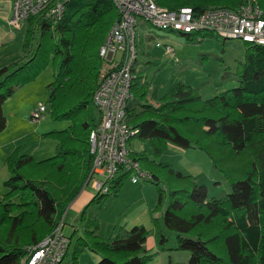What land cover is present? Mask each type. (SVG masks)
Returning <instances> with one entry per match:
<instances>
[{
    "label": "trees",
    "instance_id": "obj_1",
    "mask_svg": "<svg viewBox=\"0 0 264 264\" xmlns=\"http://www.w3.org/2000/svg\"><path fill=\"white\" fill-rule=\"evenodd\" d=\"M153 1L168 10L196 11L234 10L242 3ZM256 4L264 19V0ZM116 17L112 0H69L59 17L37 15L26 20L22 55L0 65V132L6 124L3 104L48 67L52 74L46 84L47 113L54 122H67L64 129L41 135L56 141L53 156L36 160L16 148L5 159L0 264H24L23 248L53 230L85 185L91 167L88 138L100 120L92 101L101 65L98 50ZM181 35L190 42L214 36L202 31ZM243 47V61L234 73L237 86L211 98L203 99L197 90L177 82L152 106L146 102L149 83L139 75L132 85L126 110L130 141L147 142L150 152L131 151L130 157L140 166L143 179L156 186L157 206L167 193L163 224L175 232L177 250L189 253L187 264H264V48L249 43ZM168 143L206 155L230 193L207 199L206 186L157 163ZM125 177L111 184L112 195H117ZM106 196H93L82 215L89 204ZM159 219L152 218L155 229ZM93 226L76 239L75 253L86 249L98 256L97 264H158L144 247L150 234L144 227L120 229L103 241L95 234L97 224Z\"/></svg>",
    "mask_w": 264,
    "mask_h": 264
},
{
    "label": "rangeland",
    "instance_id": "obj_2",
    "mask_svg": "<svg viewBox=\"0 0 264 264\" xmlns=\"http://www.w3.org/2000/svg\"><path fill=\"white\" fill-rule=\"evenodd\" d=\"M254 1L256 3V0ZM244 2L245 0H242V3ZM6 3V0H0V27L4 29L9 28L6 21L7 16L5 18ZM242 3H240V5ZM23 27L24 26L19 29L20 33ZM135 29V43L137 47L136 66L138 73H140L147 84L149 83L148 93L151 95V99L154 102L156 101L154 97H160L167 91L172 83L177 82L197 90L203 99L211 98L220 92L237 86L234 73L237 64L241 63L244 58V43L241 41H223L220 37L215 38L214 35L208 36L202 41H198L199 37H197L194 42H190L187 41L180 32L152 28L140 18H137ZM31 30L32 28H30V31ZM36 39L37 32L34 33L33 37L34 41ZM23 42L24 38L14 42L9 46L7 54L12 53L11 57H13L18 53L17 56H21ZM157 43L159 44L158 47L156 46ZM166 47L172 49L173 56L165 53ZM11 59L12 58L2 59L0 65L8 63ZM51 74L52 70L48 67L31 82V84L35 85L37 88L36 92L33 93L35 95L34 99H38L36 103L37 101L43 104L47 103L48 94L46 84L50 81V78L48 80V76L51 77ZM150 102L152 103V101H149V103ZM44 122L47 124H55L58 129H64L67 126V122H54L50 120L48 113L44 118ZM133 140L134 139L131 141ZM141 144L144 150L149 148L148 151H145L149 153V144L147 142ZM49 149L50 147L44 144L40 151L46 152ZM188 151L195 152L196 154L195 156L186 155L188 161L203 169V174L197 177L195 183L206 186L207 199L223 198L230 193L229 185L226 183L223 176L212 167L208 157L195 149H188ZM39 154H41V152H39ZM54 154H46L47 156L41 159L51 157ZM177 160V156L166 155L165 151V153L155 161L163 165H169L175 172L186 175V172H184L186 168H184L182 163H177ZM138 167L141 171L140 166ZM135 176L134 172L126 174L123 185L116 196L112 195V191L109 190L106 197H101L89 204L83 215L82 210L87 203L84 204L80 210H76L68 205L62 219L63 233L70 238V245L68 253L64 257L63 264H96L98 256L88 250L81 249L75 253L78 247L76 239L84 235L85 230L93 229V224L96 223L97 228L95 234L99 239L107 241L112 238L118 230H129L131 227H134L133 225H135L136 219L134 215L139 208L144 206L151 209L154 217L160 218L157 229L153 228V232H150L155 238V244L148 250V254L153 257V262L158 264L168 262L172 264L188 263L189 253L177 250L175 232L168 230L163 224L162 215L168 206L167 193H163V204L157 206L158 190L156 186L143 178H137L136 181L133 182L131 179ZM143 184L146 185V187L142 188L141 185ZM81 190L84 195L91 194L92 197L96 195L91 189L90 184L83 186ZM98 196L100 197L101 195L98 194ZM162 238L164 239L163 242L161 241ZM73 258H75V260H73Z\"/></svg>",
    "mask_w": 264,
    "mask_h": 264
},
{
    "label": "built area",
    "instance_id": "obj_3",
    "mask_svg": "<svg viewBox=\"0 0 264 264\" xmlns=\"http://www.w3.org/2000/svg\"><path fill=\"white\" fill-rule=\"evenodd\" d=\"M69 0H10L7 25L12 30L22 28L26 20L42 15L59 17ZM116 20L98 50L101 60L98 84L92 101L100 112V120L88 138L91 167L85 182L96 195H107L111 184L120 175L135 173L131 180L143 178L137 162L130 157L132 132L127 126V105L132 100V85L137 80V18L158 30L180 33L210 32L222 40H237L264 48L263 14L254 0H245L234 10L209 8L203 11L191 7L168 10L153 0H112ZM158 47L159 44L157 43ZM165 53L173 56L170 47ZM48 106L37 103L30 121L40 122ZM70 238L63 233V219L35 245L25 246L24 264H63Z\"/></svg>",
    "mask_w": 264,
    "mask_h": 264
},
{
    "label": "crops",
    "instance_id": "obj_4",
    "mask_svg": "<svg viewBox=\"0 0 264 264\" xmlns=\"http://www.w3.org/2000/svg\"><path fill=\"white\" fill-rule=\"evenodd\" d=\"M6 2L5 18L7 16V21L8 17H10L11 7L10 0H6ZM21 38H23V36L19 32V30H12L10 28L4 29L0 27V61L5 58H13L14 56L18 55V53H16L13 57H11L12 53L7 54V51L10 45H12L17 40H21ZM49 78L51 79V77L48 76V80ZM36 90L37 88L35 85L31 83L27 84L18 89L16 93L2 106V112L5 117L6 124L4 130L0 132V199L2 197V194L4 193L3 182L8 178L5 159L13 150L18 148L21 153L31 155L35 157L36 160H41V158L51 153H55L56 141L51 138H43L41 137V135L50 131L61 129L56 128L55 124H47L46 122H44L45 117L36 124L30 121L31 111L33 110L35 105L40 102L37 101L36 103V100L38 99H34L35 95L33 93L36 92ZM154 98L157 99L156 97ZM146 100L147 104L157 106V102H154L151 99V95H149V93L147 94ZM149 101H152V103H149ZM141 143L142 142L133 140L129 142L128 147L133 152L148 151L149 148L147 150H144V147ZM44 144H46L47 147H50V149L46 152L40 151ZM39 152H41V154H39ZM167 154H169V156H177V163H182L184 168H186L184 169V172H186V175L192 176L194 181H196L197 177L203 174L202 168L192 164L186 158V155L195 156V152H189L188 150H183L168 143L166 148V155ZM141 187H146V185L143 184L141 185ZM81 192L82 190H80L78 195L69 204V207L80 210L84 204H88L90 202V200L92 199L91 194L84 195V193ZM134 216H136V219L134 223L135 225L133 226H142L149 232H153L154 227L152 224V218L154 216L151 212V209H149L147 206L141 207L138 209ZM150 234L147 237L144 245L147 251L151 249L155 244V238L153 234Z\"/></svg>",
    "mask_w": 264,
    "mask_h": 264
}]
</instances>
